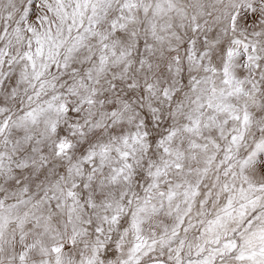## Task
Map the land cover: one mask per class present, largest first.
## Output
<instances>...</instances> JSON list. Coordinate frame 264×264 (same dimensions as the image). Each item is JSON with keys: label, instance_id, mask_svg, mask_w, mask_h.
I'll return each mask as SVG.
<instances>
[{"label": "snow or ice", "instance_id": "6c2138e0", "mask_svg": "<svg viewBox=\"0 0 264 264\" xmlns=\"http://www.w3.org/2000/svg\"><path fill=\"white\" fill-rule=\"evenodd\" d=\"M0 264H264V0H0Z\"/></svg>", "mask_w": 264, "mask_h": 264}]
</instances>
